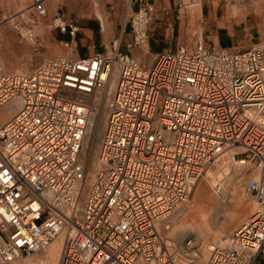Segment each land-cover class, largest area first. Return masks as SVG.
Returning <instances> with one entry per match:
<instances>
[{
  "label": "built area",
  "instance_id": "built-area-1",
  "mask_svg": "<svg viewBox=\"0 0 264 264\" xmlns=\"http://www.w3.org/2000/svg\"><path fill=\"white\" fill-rule=\"evenodd\" d=\"M136 1L132 47L147 55L154 9ZM30 10L28 18L16 15L14 29L38 51L45 0H32ZM52 24L71 37L79 31L60 16ZM114 66L100 167L83 194L90 102ZM11 103L17 111L0 123V264L35 254L65 232L59 264H195L194 239L178 245L167 221L232 150L239 151L224 161L228 167L259 169L244 185L257 208L209 247L205 264H264V44L234 51L199 42L144 64L114 43L91 58H50L10 73L0 42V115Z\"/></svg>",
  "mask_w": 264,
  "mask_h": 264
},
{
  "label": "crops",
  "instance_id": "crops-1",
  "mask_svg": "<svg viewBox=\"0 0 264 264\" xmlns=\"http://www.w3.org/2000/svg\"><path fill=\"white\" fill-rule=\"evenodd\" d=\"M148 1L153 5L154 15L148 30L146 55L140 48L132 47V17L138 10L136 0H45L47 16L35 29L41 41L39 53L32 57L31 63L56 57L91 58L108 52L114 43L122 54H129L144 64L151 61V56L164 51L181 47L193 51L199 42L209 49L234 51L264 44V0ZM31 4L28 0V6L21 11L24 15L31 14ZM16 15L8 21L18 19ZM57 16L77 26L78 33L71 37L55 29L52 23ZM25 45L27 48L23 49L30 52V46ZM30 54L24 59L28 61Z\"/></svg>",
  "mask_w": 264,
  "mask_h": 264
},
{
  "label": "rangeland",
  "instance_id": "rangeland-1",
  "mask_svg": "<svg viewBox=\"0 0 264 264\" xmlns=\"http://www.w3.org/2000/svg\"><path fill=\"white\" fill-rule=\"evenodd\" d=\"M32 2V0H31ZM28 6V0H0V20H4V24L1 26L0 31V42H1V56L5 62V65L7 69L14 73L17 72L18 70H22V68L26 69L27 71H32L37 65L40 63L36 64L31 63L32 57H37L38 53L37 51H34V49L29 47L30 52L26 49L27 46L25 43H23L15 29V23L20 22V19H16L14 22L8 21V18L14 14H18L21 12L23 9H25ZM16 9L15 12H11L9 9ZM33 11L31 10V13ZM30 13L25 15V18H28ZM25 50V51H24ZM28 51V52H27ZM31 53V54H30ZM30 54L28 57L29 60L27 61L24 58H27V55ZM151 56V60H152ZM30 64H29V63ZM27 63V64H26ZM103 91V90H101ZM114 94V89L112 90L109 88L108 95L107 97V104H106V113L104 120L102 124L99 126L97 136L95 137V151L93 154V165L91 166V173L89 174V177L87 179V183L89 184L87 186V189L83 192L86 193L88 192L89 188L93 184V177L96 175V165L98 163V157L100 153V147L102 143V138L104 135L105 127L108 121V115H109V103L113 97ZM91 135L89 136L88 139L85 140L84 143V151H83V157L84 161L85 159L87 160L89 155H90V139ZM97 138V139H96ZM98 169V167H97ZM240 171V173H236ZM209 172L205 174L203 179L200 181V183L197 185L193 196L189 200L187 205L185 206L184 211H182L180 214H178L174 219H170L169 223L171 224V232L169 233V237L173 239V241H177L176 243L178 245H181L184 243L185 240L188 239H194V245L195 249L199 250L205 247L206 245L212 244L214 242H219L221 239H224L228 234H230L232 231H234L236 228L240 227L243 223H245L253 214L255 211L256 206H254V203L248 199L244 190V185L245 181L250 176V173L252 174L254 172V169H250L247 167H238L236 170H233L231 174L226 176V181L231 180L234 176L235 173L237 175V179L235 181V186L233 187H225L230 189L229 196L225 198L221 203H216L212 199L211 195L212 191L211 188L208 186L206 178L209 176ZM215 176L217 173H213ZM225 181V183H226ZM219 180H216V184L218 185ZM224 183V181H222ZM205 189V193L207 194L206 198L203 199L197 209L194 212H189V207L191 206V203L193 201V198L195 195L198 193L199 189ZM236 194V200L232 201V195L231 194ZM246 195V196H245ZM232 203L234 206H236V211L238 212L236 214L235 219L231 223V225L228 226V221L225 220L224 216L219 219L218 225L215 226L212 222L213 218V210L215 208H220L222 209L223 204L222 203ZM210 210H207L209 209ZM209 211V212H208ZM235 212L233 214H235ZM238 217V218H237ZM185 231V236L183 237V240H178V238H175L173 235V231ZM207 232V233H206ZM206 234V235H205ZM63 241V236L60 237L52 246H50L45 252L39 253V254H34L28 257H24L17 262L13 264H57L58 259H59V254H60V249H61V244ZM182 243V244H181ZM59 250V252H58ZM200 252V251H199ZM51 254L55 258H50ZM37 255H41L44 257H47V263H43L42 261L37 260L35 257ZM201 259H198L199 262H202V264H205L204 260L202 259V254H198ZM35 260V261H34ZM34 261V262H33ZM36 262V263H35Z\"/></svg>",
  "mask_w": 264,
  "mask_h": 264
},
{
  "label": "bare ground",
  "instance_id": "bare-ground-1",
  "mask_svg": "<svg viewBox=\"0 0 264 264\" xmlns=\"http://www.w3.org/2000/svg\"><path fill=\"white\" fill-rule=\"evenodd\" d=\"M24 14V13H23ZM15 20L14 19H11L10 22H14ZM1 28V27H0ZM3 59V58H2ZM3 63H4V66L5 68L7 69L6 65H5V62L3 60ZM8 70V69H7ZM24 71H27L26 69H23L22 71H17V72H24ZM8 72H10L8 70ZM17 72H14V73H17ZM12 73V72H10ZM118 76H119V68L118 66H114V69L111 70V74L109 75V77H107V80H106V84L104 85L103 88H100L98 91H97V94L94 96V98L91 100V105H92V114H91V117H90V122H89V129H88V135L87 137L85 138L88 139L89 136L91 135V140H90V145H89V148H90V155L88 157V159L84 161V157H83V154H81V163L83 164L84 166V172H85V178H84V182L82 183V191L84 192L85 189H87V186L89 185L87 183V179L89 177V174L91 173V166L93 165V154H94V151H95V137L97 136V132H98V129H99V126L102 124L103 120H104V117H105V113H106V104H107V97H109L108 95V92H109V88L111 89L112 87V90L114 89L115 91V88H116V82H117V79H118ZM103 90V91H101ZM114 95V94H113ZM113 98V97H112ZM112 101V99H111ZM111 101L109 103V114H110V105H111ZM17 111V103H11L9 106H7L5 108V110L2 112V114L0 115V123L1 122H4V121H7L9 120L14 114L15 112ZM109 117V115H108ZM107 125V124H106ZM106 128V127H105ZM97 139V138H96ZM103 140V138H102ZM85 143V141H84ZM101 146H102V143H101ZM84 151V149H83ZM82 151V153H83ZM236 151H239V150H232L231 152H228L226 155H224V158L222 160L221 163H215L213 164L208 170H206V172L203 174V177L205 176V174H207L208 171L209 172V176L208 178H206V181H207V184L208 186L211 188V191H212V194L211 197L212 199L214 200V202L216 203H221L225 198H227L229 195V192H230V189H228L229 187H233L235 186V181L237 179V175L236 173H240V171L237 170V172L235 173V176L231 179V180H227L226 181V176H228L229 174L232 173L233 170H236L238 167H247L249 168V170L251 169H254V172L251 174L250 173V176H248L247 179H255L258 177L259 175V169H257V167L255 168L254 165L252 164H240V163H237V164H232L231 167H228L229 163H225L224 161H227L228 158L234 154ZM100 152H101V147H100ZM100 155V153H99ZM100 167V161H99V157H98V163L96 165V173L98 171V169ZM213 173H217L216 176L213 174ZM203 177L201 178V180L203 179ZM206 177V176H205ZM95 178H96V175L95 177H93V182L95 181ZM219 180L218 182V185L216 184V180ZM246 179V180H247ZM200 180V181H201ZM200 181L197 183V185L200 183ZM224 181V183L222 182ZM226 181V183H225ZM197 185L195 186L194 190L192 191L188 201L186 203L189 202V200L191 199V197L193 196L194 194V191L197 187ZM229 186V187H228ZM225 187H228V188H225ZM245 190V188H244ZM246 193V191H245ZM228 195V196H227ZM232 195V201H235L236 200V194H231ZM207 196V194L205 193V189L201 188L199 189L198 193L195 195V197L193 198V201L191 203V206L189 207V212H194L199 203L205 199ZM227 196V197H226ZM246 196V195H245ZM248 199H250L253 203H254V206H256L257 208V205L254 201V199H252L251 197H248L246 196ZM232 203H234L235 205V202H231V205L230 203L226 204V203H222L223 206H222V209L220 208H215L214 207V210H213V218H212V222L215 226L218 225V222H219V219L221 217L224 216L225 220L228 221V226L231 225V223L233 222V220L235 219L236 217V214L238 212H235L236 211V206H234ZM187 204L184 205V207L177 211L176 213H174L170 218V219H174V217H176L178 214H180L182 211H184L185 209V206ZM255 208V210H256ZM207 210H210L207 209ZM209 212V211H208ZM235 212V214H233ZM255 212V211H254ZM253 212V213H254ZM238 218V217H237ZM169 220L167 222H169ZM249 220V219H248ZM247 220V221H248ZM246 221V222H247ZM245 222V223H246ZM244 224V223H243ZM242 224V225H243ZM241 225V226H242ZM240 226V227H241ZM165 227L161 226L160 229H164ZM239 228V227H238ZM166 229H168V232H167V236L168 238L169 237V233L171 232V224L168 223L166 225ZM237 229V228H236ZM207 233V232H206ZM173 235L171 236H174L175 238H178V240H183V237L185 236V231L184 230H181V231H173L172 233ZM206 235V234H205ZM63 236V241H62V244H61V249H60V254H59V259H58V262L57 264L60 263V260H61V257H62V254H63V250H64V246H65V242H66V239H67V233H63L61 234L53 243H51L47 248L35 253V254H39V253H42V252H45L50 246H52L60 237ZM172 239V238H171ZM173 240V239H172ZM223 241V239H221L219 242H214L212 244H209V245H206L205 247H203L202 249H199V251L201 252L202 254V259L204 260V262H207L208 258H209V247L212 246V245H216V244H219ZM174 242H177L174 240ZM182 244V243H181ZM50 249V248H49ZM59 252V250H58ZM34 255V254H32ZM31 256V255H29ZM194 256V255H193ZM191 256V257H193ZM199 256V255H197ZM197 256H194L195 259V264H202V262H199L198 259H201L200 257L197 258ZM25 257H28V256H25ZM24 258V257H22ZM22 258H19L17 260H15L14 262H12L11 264L17 262L18 260L22 259ZM37 260L39 261H42L43 263H47V257H44V256H41V255H37V257H35ZM50 258H55L53 256V254H51ZM35 261V260H34ZM198 261V262H197ZM36 263V262H35ZM37 264V263H36Z\"/></svg>",
  "mask_w": 264,
  "mask_h": 264
}]
</instances>
